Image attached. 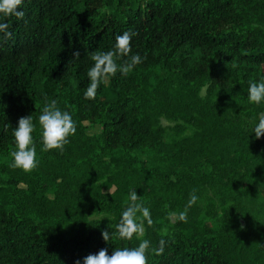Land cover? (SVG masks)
Instances as JSON below:
<instances>
[{
	"label": "trees",
	"instance_id": "1",
	"mask_svg": "<svg viewBox=\"0 0 264 264\" xmlns=\"http://www.w3.org/2000/svg\"><path fill=\"white\" fill-rule=\"evenodd\" d=\"M26 5L0 40V264H83L137 247L115 229L130 189L155 222L144 238L165 240L148 264H264V137L253 131L264 104L248 100L249 82L264 79V0ZM126 31L143 62L86 99L90 53ZM51 100L77 126L62 153L41 151L38 118ZM30 115L38 167L25 173L10 153Z\"/></svg>",
	"mask_w": 264,
	"mask_h": 264
},
{
	"label": "clouds",
	"instance_id": "2",
	"mask_svg": "<svg viewBox=\"0 0 264 264\" xmlns=\"http://www.w3.org/2000/svg\"><path fill=\"white\" fill-rule=\"evenodd\" d=\"M32 0H27L31 4ZM26 5V0H0V40H11L13 33L10 25L5 22L7 18L15 17L17 20L24 18L25 13L21 10ZM137 33L126 31L115 37V44L111 50H96L90 53V59L94 62L88 70L89 85L85 90V98L95 100L101 84H107L118 73L127 76L139 64L143 62L141 56L132 54V39ZM127 58V59H125ZM80 59V53H73V61ZM122 61V62H118ZM248 100L255 105L264 104V79L249 82ZM42 130L41 151L57 150L64 152L66 145L70 143V137L77 133V126L69 111L61 110L56 100L46 102L38 118ZM35 125L32 116L21 117L18 127L13 129L15 139V150L10 155L13 162L10 167L22 169L30 173L38 167L37 150L33 137ZM255 138L264 137V113L260 114L259 122L253 129ZM245 190L244 188L241 191ZM198 197L193 193L190 196L188 207L194 205ZM126 207L122 211L119 223L115 225L116 233L121 240H139L137 247L122 249L115 248L112 255L107 249H101L98 254H90L84 258L83 264H148L149 250L152 254L162 255L165 248V240L161 239L159 247H151V242L145 239V222L149 227L154 225L150 210L142 203L141 196L136 190L130 189ZM167 207V206H166ZM177 213L170 212L169 217H175ZM179 219L187 222L186 212L179 213ZM165 230L162 235H167ZM103 239L109 242L110 233L108 230L102 232ZM76 264H80L77 260Z\"/></svg>",
	"mask_w": 264,
	"mask_h": 264
},
{
	"label": "rangeland",
	"instance_id": "3",
	"mask_svg": "<svg viewBox=\"0 0 264 264\" xmlns=\"http://www.w3.org/2000/svg\"><path fill=\"white\" fill-rule=\"evenodd\" d=\"M166 124V122H164ZM101 131V127L97 126L96 128H93V129H90L88 131L89 134H96V133H99ZM201 196H206L210 193V190H207L205 188L201 189ZM204 208L201 209V212L203 213L204 212Z\"/></svg>",
	"mask_w": 264,
	"mask_h": 264
}]
</instances>
